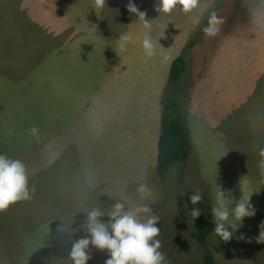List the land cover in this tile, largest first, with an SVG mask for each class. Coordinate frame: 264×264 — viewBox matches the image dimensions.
<instances>
[{
  "label": "rangeland",
  "instance_id": "1",
  "mask_svg": "<svg viewBox=\"0 0 264 264\" xmlns=\"http://www.w3.org/2000/svg\"><path fill=\"white\" fill-rule=\"evenodd\" d=\"M115 2L121 6L120 0H106V7L97 10L93 0H48L42 29L37 28L40 20H22L17 14L14 22H6L0 6V153L21 160L29 185L35 186L30 200L0 211V264H63L71 243L86 234L79 227L85 210L107 207L113 200L131 206L138 202L135 188L141 182L153 191L152 208L159 216L160 229L156 238L169 264H201L204 255H209L214 264H264V243H257L259 226L264 221V176L257 168L264 148V48H224L217 62L212 61L216 55L210 49L214 48L212 37L195 38L193 48L184 49L182 54L191 60L182 66L186 70L179 80L168 81L160 100L183 106L188 122L191 100L205 92L206 84L215 90L219 78L218 87L224 92L220 112L198 117L196 131L190 127L193 139L184 161L174 163L163 178L144 175L141 158L133 156L123 140L128 135L129 144H135L134 138L148 128V115L154 109L150 91L155 86H140L144 101L136 106L134 101L128 105L125 100L127 108L114 95L122 94L121 86L109 84L106 56L95 53L91 60L80 56V62L77 58L79 48H99L105 37L113 36L119 22L108 21V13L114 10ZM235 5V0H218L214 7L216 11L220 8L227 20ZM183 13L176 8L165 14L177 20L172 28L182 24ZM164 21L155 24L156 32L168 30L161 27ZM153 35L154 31L150 32ZM130 43L137 44L133 40ZM37 48H43L42 53ZM62 48L66 63H70L65 86L57 81V57ZM85 62L90 63V73L79 68L73 71L76 64ZM39 64L44 67L41 75L35 74ZM75 73L81 78L86 75L89 82L93 80L87 102L93 105L83 108L88 112L85 117L80 112L84 102L74 104L78 92L81 99L83 89L73 82L78 80ZM186 79L191 81L188 86ZM211 111L207 107L205 115ZM253 115L260 122L258 126L253 123ZM62 120L70 130L64 135L66 158L86 160L81 169L78 166L75 179L67 165L66 177L58 175ZM32 126L39 130L36 135L28 131ZM140 142L135 144L137 148L142 147ZM217 185L227 192L229 221L235 223L231 208L240 197L251 195L255 209L253 216L242 219L235 238L228 242L220 241L212 230L210 208L215 206ZM196 191L202 194L201 214L193 221L185 195ZM204 218L210 222L211 231L199 242L195 235ZM88 251L91 259L87 264H99L107 257L106 251L91 245Z\"/></svg>",
  "mask_w": 264,
  "mask_h": 264
},
{
  "label": "crops",
  "instance_id": "2",
  "mask_svg": "<svg viewBox=\"0 0 264 264\" xmlns=\"http://www.w3.org/2000/svg\"><path fill=\"white\" fill-rule=\"evenodd\" d=\"M216 1L218 0H200L195 9L189 13H183V22L179 28H172L173 25L176 24L177 20H170L169 18H166L165 13L158 14V12L155 11V5L157 4L158 6L159 0H134L138 9L146 13L145 19L152 20L150 30V32L154 31L152 39L154 41L158 40V44H156L154 49V55L151 58H145L141 47V40L147 30L138 18L126 11L125 5L128 0H120L121 6H119V2L118 4L115 2L113 5L114 10L111 9L108 13L110 16V20L108 21L111 22L112 20H115L119 22V24L115 26V30L112 34L113 36L108 38L105 37L103 45L99 48L95 45H93L92 48H79L80 52L77 53L79 54V57H77L78 62H80V56H83L86 60L93 59V55L95 53L104 54L106 56L107 62L109 63V69L107 70L109 75L108 80L112 82L109 84L111 86L115 85L116 87L121 86L122 94L117 93L114 95L116 100L122 101L123 105L125 104V100H127L128 105H131L130 101H134V104L139 106L141 101H144L141 98V89L139 87L145 84L155 86L154 90L150 91L153 92L154 109L152 111V115H148L151 116L149 123L146 124V127L148 126V128L143 130L145 132L143 135L134 138L135 144L141 140L140 144L142 147L138 146L139 148H137L135 144H129L131 143V140L128 138V135L123 140L126 141V144H124L125 147L133 150L130 153L137 158H141L142 164L145 166L144 175H157L155 168L157 142L160 136V117L164 100L163 98L160 100V94H163L164 87L170 80L171 66L178 58L181 59L182 66L189 63L191 59L187 56V54H182V52L184 49L186 50V48H188V50L193 48L195 38H203L204 36H207L202 32V28L207 23L208 12L213 10L216 11L214 7ZM235 3L237 6L235 5L232 17L227 18V20H225L224 17H226V15L223 14L220 8L216 11L217 15L224 19V23L220 26L219 32L215 36H212L214 48L210 49L214 52V54H216L212 59L213 62H217V57L223 53L224 48H232L233 50H237L239 48H264V0H235ZM11 5H14V8H11ZM0 6L2 7L4 13L3 20H6V22H14L17 14L22 18V20L32 22H38V20H40L41 23L37 26V28L42 29L44 25L43 17L47 20L48 0H0ZM160 20H165L161 24V27L168 30L161 31L157 29L156 32L154 26H156L155 24H157ZM124 32L130 33L133 37L132 40L137 44H131L129 42L126 49L121 52L118 44V37ZM100 38L102 37L100 36ZM44 39H46V35ZM37 49H39V52L42 53L43 48ZM44 49L47 50V48ZM202 54L206 57L203 50ZM69 66L70 63H66L64 48H62L61 56L58 54L57 57V81L64 86L66 84V68ZM31 67L32 66L30 65V70ZM36 67L37 69L35 70V74H43L44 67L40 64ZM78 68L82 69L84 73L91 72L90 63H78L75 65L73 71ZM184 70H186L185 67L184 69L182 67L180 73L174 78V82L179 80V76ZM77 75L78 74H76L78 80L73 82L78 83L83 89L81 90V99H79L78 92V96L76 95V102L74 101V104L77 106L79 101L84 102L82 103L80 112L83 113L82 117H85L88 112L83 108L90 109V106L93 105L92 102L90 103V106L87 104L92 95V91L89 87L93 84V80L89 82L86 75L83 76V78ZM27 81L28 82L26 83L23 82V84L31 82L32 79ZM190 82L191 81L186 79L187 86ZM218 85L219 78L217 79V86L215 90L212 85L211 88H209L206 84L204 86L205 92L200 96H196L194 101L191 100L192 113L188 115V122H186V119L183 116L185 115V112L183 113L182 109L183 106L176 103L181 109L182 117L189 133L190 144L193 139L190 127L194 131L197 130L195 127L199 125L197 121L198 117H210V115H216L220 112L219 102L223 101L224 92L223 88L220 89ZM261 89L264 90V86L261 87ZM116 91V89H112V92ZM62 97L63 100H65L66 95L64 93V88L62 90ZM249 102L250 101H248L247 104ZM207 107H211L212 111L210 113H213L208 114L207 112L206 116L205 111ZM133 110L135 111V109ZM251 118L253 123H255V126H258V123L260 122H256L254 120V115L251 116ZM66 131L67 133L70 132L62 120L63 142L61 149L62 155L60 156V160L58 159L57 161L58 175L66 177V174L64 173L67 165V168H72L69 169L71 173L70 175L73 179H75L78 175V166L81 169V166H84L82 163H85L86 160L72 157L66 158L64 141ZM111 132L113 133V130H111ZM133 171L136 173L135 170ZM105 259L101 260L99 264H104Z\"/></svg>",
  "mask_w": 264,
  "mask_h": 264
},
{
  "label": "clouds",
  "instance_id": "3",
  "mask_svg": "<svg viewBox=\"0 0 264 264\" xmlns=\"http://www.w3.org/2000/svg\"><path fill=\"white\" fill-rule=\"evenodd\" d=\"M199 0H159L155 11L170 13L179 8L184 13H189L198 6ZM106 7V0H93L94 9ZM128 13L133 14L147 30L141 40V47L145 58L154 55V49L158 40L154 41L149 35L151 21L146 20L144 11H140L134 0H128L125 5ZM224 19L213 11L208 12L206 25L202 32L209 36H215ZM133 39L128 32L121 33L118 37L119 49L123 52L128 43ZM29 133L36 135L38 129L35 126L29 128ZM261 159L257 168L261 176H264V148L260 150ZM126 187V186H125ZM35 186L29 185V175L25 164L19 159H12L0 153V211L19 201H27L32 198ZM138 202L126 207L124 202L113 200L107 207H91L85 210L83 223L79 226L86 234L71 243L68 258L63 264H87L91 259L88 251L91 245L97 250L107 252L104 264H169L166 255L160 251L161 243L158 237L160 229L157 226L159 216L155 214L152 206L153 191L145 182L138 183L135 188ZM226 191L217 185L215 206L210 208L213 222V233L222 242H228L235 238L234 234L242 225L244 217H251L255 209L250 203V196L235 201L231 208V216L235 223L229 221L230 211L225 204ZM152 201V203H149ZM188 202L198 205L202 202V194L193 192L188 197ZM233 202V201H232ZM193 221L200 216L198 207L191 209ZM106 218V219H105ZM261 231L257 237V243H264V221L261 222ZM71 229L70 232H74Z\"/></svg>",
  "mask_w": 264,
  "mask_h": 264
},
{
  "label": "trees",
  "instance_id": "4",
  "mask_svg": "<svg viewBox=\"0 0 264 264\" xmlns=\"http://www.w3.org/2000/svg\"><path fill=\"white\" fill-rule=\"evenodd\" d=\"M182 70V61L176 59L170 71V80H173ZM190 149V138L182 117L180 107L171 101L163 103L160 117V136L157 142L156 174L163 178L169 168L176 162L184 161ZM191 193L185 195V204L191 210L193 207L201 208L200 204L192 205L188 202ZM211 231V224L202 219L196 231V240L203 242ZM201 264H214L209 255H204Z\"/></svg>",
  "mask_w": 264,
  "mask_h": 264
}]
</instances>
